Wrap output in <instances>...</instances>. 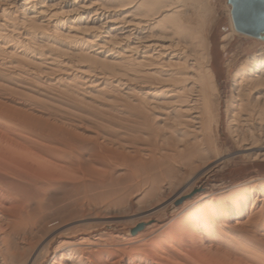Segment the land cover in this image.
Here are the masks:
<instances>
[{"label": "bare ground", "instance_id": "obj_1", "mask_svg": "<svg viewBox=\"0 0 264 264\" xmlns=\"http://www.w3.org/2000/svg\"><path fill=\"white\" fill-rule=\"evenodd\" d=\"M199 7L0 0V264H264V176L190 198L228 162ZM230 82L227 133L262 161L264 50ZM71 180L109 189L146 232L51 230L50 191Z\"/></svg>", "mask_w": 264, "mask_h": 264}, {"label": "rangeland", "instance_id": "obj_2", "mask_svg": "<svg viewBox=\"0 0 264 264\" xmlns=\"http://www.w3.org/2000/svg\"><path fill=\"white\" fill-rule=\"evenodd\" d=\"M195 1L196 5H200V15L197 14L196 16L190 12L191 18L194 25H204L205 35L210 44L209 52L212 58V68L217 76L216 81L221 106L218 130L219 147L222 155L228 157V162L226 161L224 164L218 162L209 171L200 173L195 188L190 192V198L195 197L200 191L213 192L214 195H218L223 191L220 190L222 187L230 189L231 186L255 178L257 175L264 176V158H261L263 162H257L243 159L241 156L239 157V154H236L238 149L227 133V120L224 115L226 100L229 99L231 94L230 79L232 73L239 67L245 57L257 53L260 49L264 50V38L255 40L235 33L226 38L225 36L231 33L229 25L231 8L228 5V0ZM80 181L78 182L81 185L77 180L75 182L71 180L70 183L63 182V185L60 183L51 189L50 200L52 203H50L51 211L49 215L53 223L51 222L48 225V227L52 225L49 227L51 230L53 228H58L60 231L90 229L92 232L89 234L90 237L95 235L93 233L98 234L101 232H106V234L117 233L123 235V237L138 232H146L148 224L138 225L136 222L140 215H135L136 213H133L134 211L130 210L126 204V206L119 204V207L122 205L121 208L118 205L113 206L114 202L112 201L116 197L113 192L89 180ZM179 202L177 201L173 206ZM171 208L169 207L168 213ZM129 210L130 212H128ZM149 224H152V222ZM140 226L141 229L133 233Z\"/></svg>", "mask_w": 264, "mask_h": 264}, {"label": "water", "instance_id": "obj_3", "mask_svg": "<svg viewBox=\"0 0 264 264\" xmlns=\"http://www.w3.org/2000/svg\"><path fill=\"white\" fill-rule=\"evenodd\" d=\"M228 5L231 6L232 22L238 34L258 40L264 38V0H228Z\"/></svg>", "mask_w": 264, "mask_h": 264}, {"label": "crops", "instance_id": "obj_4", "mask_svg": "<svg viewBox=\"0 0 264 264\" xmlns=\"http://www.w3.org/2000/svg\"><path fill=\"white\" fill-rule=\"evenodd\" d=\"M230 6V5H229ZM231 8V7H230ZM231 15V14H230ZM232 19V18H231ZM230 25V24H229ZM234 27V26H233ZM236 32V31H235ZM235 34H237V35H240V36H245V35H241V34H238L237 32L235 33ZM245 37H248V36H245ZM248 38H251V37H248ZM251 39H253V38H251ZM255 40H258V39H255Z\"/></svg>", "mask_w": 264, "mask_h": 264}]
</instances>
